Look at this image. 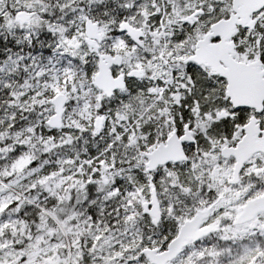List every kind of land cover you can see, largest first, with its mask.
I'll list each match as a JSON object with an SVG mask.
<instances>
[{"label":"snow or ice","instance_id":"obj_1","mask_svg":"<svg viewBox=\"0 0 264 264\" xmlns=\"http://www.w3.org/2000/svg\"><path fill=\"white\" fill-rule=\"evenodd\" d=\"M0 264H264V0H0Z\"/></svg>","mask_w":264,"mask_h":264}]
</instances>
